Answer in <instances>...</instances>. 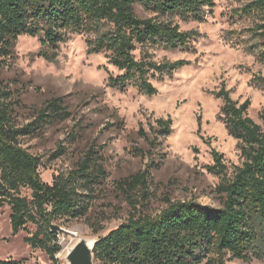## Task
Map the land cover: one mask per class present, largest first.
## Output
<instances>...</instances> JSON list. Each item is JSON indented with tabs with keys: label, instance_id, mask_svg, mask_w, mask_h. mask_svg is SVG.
<instances>
[{
	"label": "trees",
	"instance_id": "trees-1",
	"mask_svg": "<svg viewBox=\"0 0 264 264\" xmlns=\"http://www.w3.org/2000/svg\"><path fill=\"white\" fill-rule=\"evenodd\" d=\"M204 5L212 8L213 1L0 0V208L10 207L13 233L30 223L35 225L25 241L44 249L55 264L66 263L57 256L62 231H54L52 224L66 225L86 216L108 172L101 147L93 143L69 169L54 174L51 182L42 179L41 157L24 145V139L69 118L72 111L66 96L54 95L34 117L19 121L23 101L15 86L18 81L4 75L14 60L19 36H39L45 46L39 54L54 60L62 42L74 34H86L87 52H108L110 62L121 71L109 73L110 86L125 89L133 84L153 95L157 92L153 78L170 76L190 61H156L151 49L187 48L198 32L182 30L172 17L203 21ZM137 7L150 14H139ZM242 9L260 17L249 28L256 40L245 45L253 53L260 43L264 45V0H245ZM252 80L257 86L264 85V75ZM213 93L223 100L221 117L229 133L239 140L243 156L232 176L217 186L221 205L195 198H166V205L152 212L148 207L150 169L123 177L116 181L117 188L133 209L126 221L99 237L96 264H229L232 258H264V129L248 115L249 99L242 103L233 99L224 84ZM156 122L157 136L171 133L172 118L160 117ZM139 132L147 134L143 127ZM65 152L66 147L59 143L50 157ZM212 152V170L226 172L223 153ZM24 188L30 194L23 193ZM22 262L0 259V264Z\"/></svg>",
	"mask_w": 264,
	"mask_h": 264
},
{
	"label": "rangeland",
	"instance_id": "rangeland-1",
	"mask_svg": "<svg viewBox=\"0 0 264 264\" xmlns=\"http://www.w3.org/2000/svg\"><path fill=\"white\" fill-rule=\"evenodd\" d=\"M212 1V8L203 6V21L172 17L182 30L198 32L187 48L151 49L156 61H190L170 76L153 78L157 88L153 95L141 92L133 84L125 89L110 86L109 73L118 75L121 71L110 62L108 52H87L86 34H74L62 42L54 60L39 54L45 49L39 36H19L12 65L4 69L6 77L18 81L15 86L23 101L19 121L34 117L54 95L66 96L72 111L69 118L24 139V145L41 157L42 179L51 182L54 174L69 169L93 143L101 147L108 172L88 214L60 225L61 246L62 239L70 236L65 229L78 227L80 237L95 238L126 221L133 208L118 190L116 181L141 169H150L148 207L152 212L164 207L166 198H195L221 205L217 186L222 179L232 176L243 156L239 140L229 133L221 117L223 100L213 91L224 84L233 99L240 103L249 99L247 113L264 129V85L257 86L252 80L264 75V45L260 43L253 53L245 50L246 44L256 40L249 28L260 21L256 12L242 9L245 0ZM137 9L143 16L150 14ZM160 117L172 118V131L166 136H157L154 128ZM141 127L147 134L139 132ZM59 143L66 147V152L52 159L50 153ZM214 149L223 153L224 173L211 168L215 164ZM30 192L23 189L25 194ZM34 229L35 225L30 223L13 233L10 207H1L0 259L55 264L44 249L25 241ZM57 256L65 262L60 252ZM228 262L264 264V258H232Z\"/></svg>",
	"mask_w": 264,
	"mask_h": 264
},
{
	"label": "water",
	"instance_id": "water-1",
	"mask_svg": "<svg viewBox=\"0 0 264 264\" xmlns=\"http://www.w3.org/2000/svg\"><path fill=\"white\" fill-rule=\"evenodd\" d=\"M52 229L57 231L61 226L53 223ZM99 241V237H79L68 250L65 256L66 264H96L95 261V246Z\"/></svg>",
	"mask_w": 264,
	"mask_h": 264
},
{
	"label": "bare ground",
	"instance_id": "bare-ground-1",
	"mask_svg": "<svg viewBox=\"0 0 264 264\" xmlns=\"http://www.w3.org/2000/svg\"><path fill=\"white\" fill-rule=\"evenodd\" d=\"M70 236L67 238L62 239V250L60 251V255L65 257L68 250L71 248L72 244L80 237V230L78 227H75L73 229H65Z\"/></svg>",
	"mask_w": 264,
	"mask_h": 264
}]
</instances>
